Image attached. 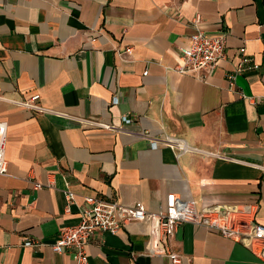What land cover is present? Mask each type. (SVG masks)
Returning <instances> with one entry per match:
<instances>
[{"label":"crops","instance_id":"crops-1","mask_svg":"<svg viewBox=\"0 0 264 264\" xmlns=\"http://www.w3.org/2000/svg\"><path fill=\"white\" fill-rule=\"evenodd\" d=\"M198 31L226 36L224 58L202 79L172 70ZM242 48L254 68L239 74ZM36 94L55 113L10 103ZM0 96L9 126L0 264H75L51 244L81 222L87 197L154 212L172 194L199 210L256 205L264 226V0H0ZM146 135L215 156H176ZM171 245L182 264H264L191 224ZM87 252L90 264H173L150 253L142 226L97 232Z\"/></svg>","mask_w":264,"mask_h":264},{"label":"built area","instance_id":"built-area-1","mask_svg":"<svg viewBox=\"0 0 264 264\" xmlns=\"http://www.w3.org/2000/svg\"><path fill=\"white\" fill-rule=\"evenodd\" d=\"M187 46L179 48L181 63L174 68L177 74L191 75L204 78L205 74L214 69L217 62L224 58L226 50V36L224 33L209 36L203 32H196L189 38ZM241 63L237 73L252 70V60L246 56V49L240 50ZM148 72H144L147 76ZM235 77L229 76L232 84ZM0 100H5L0 96ZM40 95L36 94L27 100L14 99L10 103L14 106L28 109L36 114L55 113L40 105ZM130 118L124 117L123 123L130 124ZM105 128L120 130L115 126L94 124ZM8 123L0 122V175L8 174L6 150L8 142ZM153 148L163 143L177 152L176 156L186 153L215 154L189 146L180 139L170 137L153 138L144 136ZM37 189L42 186L37 184ZM74 194L67 192L68 207L74 202ZM69 210V208H68ZM81 222L59 232L56 241L51 244L57 254L70 253L75 264H90L87 248L97 232L116 234L122 229L142 226L149 234L150 253L155 256L168 257L173 264H182L183 257L177 253L171 241L175 238L179 228L184 224L206 228L217 232L226 239L246 246L257 258L264 262V226L256 222L258 206L256 205H217L207 206L201 210L192 200H183L171 195L165 209L150 211L143 205L127 207L116 201H109L96 197L85 198V205L80 208ZM25 246L40 248L43 244L37 240H26Z\"/></svg>","mask_w":264,"mask_h":264}]
</instances>
